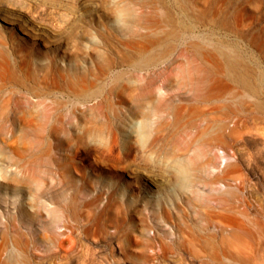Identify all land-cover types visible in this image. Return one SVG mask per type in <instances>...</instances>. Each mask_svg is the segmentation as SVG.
<instances>
[{"label":"rangeland","instance_id":"obj_1","mask_svg":"<svg viewBox=\"0 0 264 264\" xmlns=\"http://www.w3.org/2000/svg\"><path fill=\"white\" fill-rule=\"evenodd\" d=\"M167 11L210 65L236 49L250 86L164 89L167 62L135 67ZM262 74L264 0H0V264H244L220 249L264 241Z\"/></svg>","mask_w":264,"mask_h":264},{"label":"bare ground","instance_id":"obj_2","mask_svg":"<svg viewBox=\"0 0 264 264\" xmlns=\"http://www.w3.org/2000/svg\"><path fill=\"white\" fill-rule=\"evenodd\" d=\"M162 22L167 23V26L169 28H164L161 31H156L154 33H148L147 35L143 36V42H139L138 40L134 39L130 43L135 50V67L145 68L156 66L158 63L163 61L167 62V80L162 86L164 89L171 88L173 85H175L178 86V88L182 86V88L185 89L191 87L192 91L199 92L203 89L205 83L212 78H217L218 80L226 83L234 82L242 87L250 86V84L252 83V79L247 72L246 67H243L242 62L239 59L238 51L236 49H232L227 45L224 46L225 48H222V44H220L219 46H214L213 48L218 50V53H216V55H219L223 62L217 66H212L202 55L203 52L201 49L203 48V46H200V38H196L194 36L195 28L197 27L196 25L194 26L193 23L184 24L183 20H179L169 11L164 13V19L162 20ZM185 34L190 35V38H185ZM182 43L185 44V46H183L185 49V53L180 50L178 52L179 56L175 57V54L177 53ZM216 55H213L211 58L216 59ZM85 83V80L77 82L73 81V83H71L73 89L72 95L75 99L80 100L82 98L85 99L89 97L86 92ZM261 84L264 88L263 74L261 75ZM153 88V82H150L144 87H138L140 91H145L142 89H146V91L148 92H153ZM56 109L57 107L53 105L49 112H52L53 110L54 112L47 115L40 114L39 116V118L41 117L45 122H43L44 125L47 123H52L55 126L49 127L48 131H50V133H53L54 130H57L56 128H58L57 125L59 119H63V115L61 114L62 112ZM151 110L154 109L151 108L150 111H143L141 112V114L144 113L143 115H148ZM147 120L148 119H145L143 124L142 132L144 133H146L150 127ZM94 128L95 127L82 129L78 135L74 134V136L69 139L67 137V140L65 141L66 143L70 142L75 146L78 145L80 149L85 150L88 147L87 139L91 136L93 137L94 132L96 133V129ZM97 128L99 130L102 129V127L100 126H97ZM188 169L189 168L186 164H181V175L179 176V179L183 184L188 183V178L191 177L190 171ZM262 224H264V221L262 222ZM258 243L260 246L258 249L254 243H250L248 245L235 244V246L233 245L234 247H232V245L228 243V246H226V248L220 249V252H223V254H225L226 257L229 258L242 257V259H244L245 261L244 264H254L253 259L254 254L256 253V249L258 250L259 254L261 252H264V241Z\"/></svg>","mask_w":264,"mask_h":264}]
</instances>
